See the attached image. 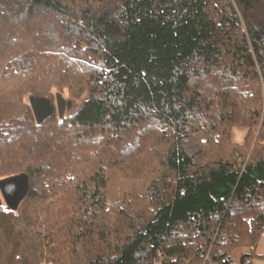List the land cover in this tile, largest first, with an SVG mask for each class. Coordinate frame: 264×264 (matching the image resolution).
Instances as JSON below:
<instances>
[{
    "label": "trees",
    "instance_id": "trees-1",
    "mask_svg": "<svg viewBox=\"0 0 264 264\" xmlns=\"http://www.w3.org/2000/svg\"><path fill=\"white\" fill-rule=\"evenodd\" d=\"M64 93L83 101L61 118ZM53 95L39 122L30 98ZM17 176L0 264L263 259L264 0H0V181ZM58 197L62 243L43 220Z\"/></svg>",
    "mask_w": 264,
    "mask_h": 264
},
{
    "label": "rangeland",
    "instance_id": "rangeland-1",
    "mask_svg": "<svg viewBox=\"0 0 264 264\" xmlns=\"http://www.w3.org/2000/svg\"><path fill=\"white\" fill-rule=\"evenodd\" d=\"M49 98V99H47ZM46 100L50 101V105H55L54 101V95L47 97ZM64 98L70 99L68 94L64 93ZM51 99V100H50ZM72 102H74V106L71 112H65L64 115L67 116L73 112H75L80 105L82 104L83 99H70ZM52 107V106H51ZM254 137L250 138V136L247 133V130L242 128V123L238 122L232 129H230L229 133V141L233 146L235 147V150H239L242 152V145L249 140L251 142L250 144V151L254 146V143L258 137L259 133V128L256 130H253ZM222 139L220 140V142ZM218 140L215 141V145L211 146V144H206L204 147L206 148L204 152L209 153L211 150L215 149H220L222 152L225 149V145L223 143L220 144ZM225 142V141H224ZM203 147V148H204ZM214 147V148H211ZM249 151V152H250ZM149 162L148 159L144 161V163L148 164ZM140 165L143 164V161L139 162ZM133 165V164H132ZM134 166V165H133ZM137 168V167H135ZM146 170V169H145ZM132 172V171H130ZM147 173V172H145ZM137 174V173H135ZM15 178V177H11ZM129 179V178H128ZM134 179V177H133ZM134 180H139V178H135ZM15 189L16 188H21V183L18 182L17 184L14 185ZM20 204V202L18 203ZM43 220L46 222V224L49 226V229L47 230V235L49 238V241L57 242V243H62L65 242L67 234L70 230L71 224H72V214H71V209L66 203V199L64 197H58L56 199H53L50 201V203L47 206V212L43 217ZM247 249H236L234 250L233 253V258L235 263L239 264L240 262V257L242 253H244ZM259 253H264V239L260 245V248L258 250ZM253 264H264V259L261 258H256L253 261Z\"/></svg>",
    "mask_w": 264,
    "mask_h": 264
},
{
    "label": "water",
    "instance_id": "water-1",
    "mask_svg": "<svg viewBox=\"0 0 264 264\" xmlns=\"http://www.w3.org/2000/svg\"><path fill=\"white\" fill-rule=\"evenodd\" d=\"M30 102L39 122L54 112L50 105V101L46 99L31 97ZM56 103L57 110L61 118L64 116L66 111L68 113L71 112L74 106V102H72V100L64 98L61 94H57ZM25 180L26 178L24 176H17L15 178L0 181L1 194L9 206L16 207L23 198L27 190V182ZM18 182L21 183V188L15 189L14 185Z\"/></svg>",
    "mask_w": 264,
    "mask_h": 264
},
{
    "label": "crops",
    "instance_id": "crops-1",
    "mask_svg": "<svg viewBox=\"0 0 264 264\" xmlns=\"http://www.w3.org/2000/svg\"><path fill=\"white\" fill-rule=\"evenodd\" d=\"M263 239H264V235L262 236V238H261V240H260V242H259V245H258V249H257V250H259L260 245H261ZM258 253H259V252H258ZM259 254H261L262 256H264V253H259ZM263 259H264V258H263Z\"/></svg>",
    "mask_w": 264,
    "mask_h": 264
}]
</instances>
